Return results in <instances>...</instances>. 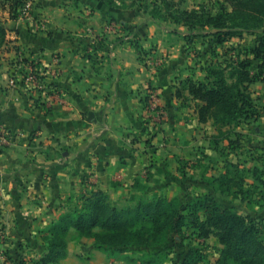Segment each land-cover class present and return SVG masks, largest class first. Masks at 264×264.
<instances>
[{"label":"crops","instance_id":"1","mask_svg":"<svg viewBox=\"0 0 264 264\" xmlns=\"http://www.w3.org/2000/svg\"><path fill=\"white\" fill-rule=\"evenodd\" d=\"M122 16L99 12L90 23L127 22ZM70 18L61 25H71ZM48 26L43 31L27 19L3 25L7 35L0 48V123L16 138L0 152V264H7L6 258L35 264L45 253L48 228L79 191L100 190L111 200L124 193L146 199L179 197L180 171L199 170L201 178H217L225 172L226 162L241 170L258 169L264 181V76L251 84L259 90L251 92L252 98L261 102L254 129L261 153L254 156L245 149L242 158L219 144L215 150L210 143L216 135L212 121L199 122L195 107L183 106L175 95L171 82L179 75L177 58L157 72L149 71L138 60L137 50L124 41L89 57L61 27ZM12 47L24 61L35 60L49 70L56 65L59 73L52 81L62 95L49 113L29 101L21 88H7L9 63L15 56ZM150 89L157 95H147ZM152 97L164 115L159 125L150 119ZM248 176L258 197L251 204L241 202L237 194L227 197L242 215L264 207V187ZM242 205L243 213L238 209ZM68 233L67 255L57 264H129L127 256L108 258L95 250L92 240L75 241L74 230ZM210 239L219 253L221 246L214 237L204 243ZM218 255L215 260L208 257L206 264H215Z\"/></svg>","mask_w":264,"mask_h":264},{"label":"trees","instance_id":"2","mask_svg":"<svg viewBox=\"0 0 264 264\" xmlns=\"http://www.w3.org/2000/svg\"><path fill=\"white\" fill-rule=\"evenodd\" d=\"M105 1V0H102ZM153 9L161 11L174 7L171 0H147ZM108 6L115 7L113 0H107ZM121 3H124L123 1ZM161 4V7L158 5ZM220 3L216 15H206L199 21L209 24L217 44L229 40V30L240 29L246 33L258 31L262 37L249 53L257 65L258 77L264 76V0H224ZM170 10V9H168ZM176 16L169 11L173 23L193 28L189 23L197 16L196 11L175 10ZM14 19L17 11L9 12ZM122 25V24H121ZM7 30L0 24V48L6 42ZM249 61L238 62L241 72L236 73L235 82L228 83L224 69L208 65L202 81L186 79L181 82L188 87V96L200 103L197 106L199 122L212 121L215 127H238L244 120L255 118L256 106L249 86L255 77L248 69ZM176 91L178 98L186 97ZM187 99V98H186ZM183 106H187L183 101ZM257 117V116H256ZM218 135L211 138V145L219 150ZM183 172V171H182ZM258 169H240L238 164L226 162L225 172L217 178L192 180L193 184L205 189L189 201L179 197L154 196L147 199L138 196L129 198V203L119 206L112 202L107 194L100 190H91L76 198L68 208L48 228L49 239L45 253L35 264H57L67 255V236L74 230V240L81 238L93 240L95 250L108 258L127 256L137 253L138 261L129 258V264H206L208 256L204 241L214 237L221 246L215 264H264V207L242 215L227 197L237 194L241 202L252 203L253 184L245 178H252L264 187L259 179ZM73 197L68 200L72 202ZM130 202H133L132 204ZM252 209V208H251ZM196 245H185L186 233ZM173 254V256L171 255ZM10 264H23L18 259L6 258Z\"/></svg>","mask_w":264,"mask_h":264},{"label":"rangeland","instance_id":"3","mask_svg":"<svg viewBox=\"0 0 264 264\" xmlns=\"http://www.w3.org/2000/svg\"><path fill=\"white\" fill-rule=\"evenodd\" d=\"M122 1L124 3H121ZM171 1H173L174 7L168 8L170 10L162 9L161 11H157L153 9L150 1L147 0H113L114 8L108 6L107 0H0V24L3 26L9 20L27 19L33 23L34 28L38 27L43 29V31H47L49 29L48 25L51 23L56 25L57 28L61 27L64 34H66V38L72 44L79 47L85 56L89 57L109 47L111 43L124 41L137 50L138 60L149 71L157 72L161 69V66L177 58L180 65L179 75L175 76L174 79L176 81H172L171 83H174V93L181 91L180 93L183 97H185L184 95H188V87L185 86L184 89L181 82H184L186 79H191L193 82L202 81L206 75L205 70L208 65L224 69L225 76L232 74L230 78H227V82L232 83L235 82L236 73L241 72L237 66L238 62L243 60L249 61L247 66L251 74L258 81L262 79L258 77L257 65L259 61L253 60L252 58L254 57L249 53L250 49L254 48L262 37L260 32L246 33L240 29L225 31L230 33L232 37L224 43L217 44L215 42L216 37L212 34L215 30L209 24L202 25L199 22L205 19L206 15H216L222 2L223 6L227 7L228 11H230V7L224 4V0ZM158 5L161 7V4ZM12 7L17 11L14 19H11L9 14ZM175 10L196 11L197 16L193 17L189 22L194 23L196 26L187 28L183 26L182 21L179 24L173 23V18L168 13L170 11L172 15L176 16ZM104 11L107 14H122V17L128 21L123 23L111 19L108 23L93 26L90 23L93 21L92 17L96 13ZM67 17H71L72 23L71 25H67L66 28L61 25V20H65ZM259 26L264 27V24H260ZM138 29H141V36H137L136 34ZM140 41L143 44L140 45ZM11 50L15 56L18 55L16 47H12ZM14 58L9 63V74ZM187 74H191V78L190 76L186 77ZM254 88L251 85L249 86L250 92L257 94L259 90ZM147 95L157 94L156 91L150 89ZM178 99L181 101V104L184 101V103L191 106V109L195 107L197 114V106L200 105L198 101L191 99L190 96L187 99L185 98V100H182V98ZM151 101L152 98L150 99V105H155L161 110L159 105L155 102L152 104ZM260 103L254 100V105L257 107L255 118L244 120L238 127H216L215 130L220 140V147L229 149V153L234 154L237 152L242 158L246 154L245 149L252 150V155L254 156L261 153V150L257 146L260 141L254 132V129L258 126L257 118L259 116ZM163 117L164 115H162ZM251 144H253V147ZM190 171L189 169V171H180L178 173V182L180 184L178 196L181 200L185 201H189L194 196L205 192V189L201 186L199 187L197 184H193L188 180L186 181L187 178H191L195 182L201 179L200 174H198L200 173L199 170L196 173ZM246 175L245 178L249 180V176ZM83 182L84 186L88 184L85 178ZM253 192L252 198L258 197V189L254 188ZM86 193L88 192L79 191L77 196H73L72 203H77L74 200ZM130 197L124 193L118 197L116 196L112 202L119 206H125L129 203ZM136 197L138 196L135 195L134 199ZM130 203L132 204L133 202ZM238 209L242 213L246 210L243 205ZM186 235L188 238L184 240V244L196 245L194 244V240H190L193 239L190 236V232H187ZM74 236L75 234H73L72 238ZM212 241L210 239L205 244L207 246L206 253L211 260H215L219 253H217L216 245H213L215 242L213 243ZM171 255L173 256V254ZM127 256L139 262L137 260L139 257L137 253H129ZM5 262L10 264L7 261Z\"/></svg>","mask_w":264,"mask_h":264},{"label":"built area","instance_id":"4","mask_svg":"<svg viewBox=\"0 0 264 264\" xmlns=\"http://www.w3.org/2000/svg\"><path fill=\"white\" fill-rule=\"evenodd\" d=\"M17 54L14 62L11 63L7 87L10 89L21 88L29 101L38 103L43 113H49L53 101L59 99L62 95L59 87L52 81V78L59 73L56 65L49 70L45 66H40L35 60L24 61L19 51ZM154 101V97H152V104ZM148 108H150L151 121L153 124L159 125L163 115L162 111L155 105H150ZM15 138L16 133L0 123V152L10 148Z\"/></svg>","mask_w":264,"mask_h":264}]
</instances>
